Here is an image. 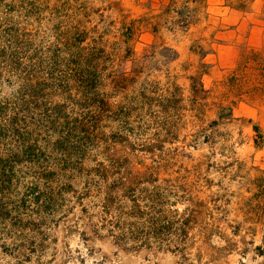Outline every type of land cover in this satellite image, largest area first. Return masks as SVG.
<instances>
[{
    "label": "rangeland",
    "instance_id": "374dc122",
    "mask_svg": "<svg viewBox=\"0 0 264 264\" xmlns=\"http://www.w3.org/2000/svg\"><path fill=\"white\" fill-rule=\"evenodd\" d=\"M0 264H264V0H0Z\"/></svg>",
    "mask_w": 264,
    "mask_h": 264
}]
</instances>
